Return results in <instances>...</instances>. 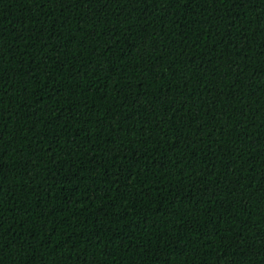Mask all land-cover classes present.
<instances>
[{
	"label": "trees",
	"instance_id": "16d2710c",
	"mask_svg": "<svg viewBox=\"0 0 264 264\" xmlns=\"http://www.w3.org/2000/svg\"><path fill=\"white\" fill-rule=\"evenodd\" d=\"M0 264H264V0H0Z\"/></svg>",
	"mask_w": 264,
	"mask_h": 264
}]
</instances>
